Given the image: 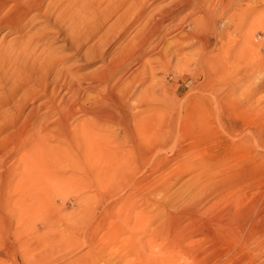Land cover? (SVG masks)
Returning a JSON list of instances; mask_svg holds the SVG:
<instances>
[{
  "label": "rangeland",
  "instance_id": "1",
  "mask_svg": "<svg viewBox=\"0 0 264 264\" xmlns=\"http://www.w3.org/2000/svg\"><path fill=\"white\" fill-rule=\"evenodd\" d=\"M40 1L42 6L37 10L31 9L35 0H20V2L18 0H0V41L4 39L6 42L14 41L20 45L21 41H25L30 35L26 42L29 41L28 44H31V48L33 45V48L38 45L37 48L42 49L52 44L49 48L56 57L60 56V60H63V56L68 58L64 57V61L61 62V60L59 66L65 68L69 66L68 69L71 67L72 73L76 72L75 75H78L82 80H79V84L81 83L80 101L87 106L90 112L93 111L92 114L97 115L98 113L99 116L98 122L94 120L95 118L86 119L81 112L77 113V118L81 119L82 117L81 123L87 122V120V125L90 123L91 129L88 127V131L91 142L97 141L96 135L101 133L98 136L102 138L103 148L100 151L101 154L98 153L97 160L90 161L91 168L88 178L72 168H68L64 173L66 177H71L73 170L75 171L74 177L72 176L73 178L69 181V187L61 186L62 189L55 194L53 200L57 205L53 206L54 219H49V216L46 215L45 212L50 204L44 201L38 205L33 214L34 222L37 225L36 229L29 230L28 227L22 226L23 231L20 233L24 234L23 237L27 236L26 238L30 236L28 240L32 244L28 250L25 246L16 244L18 236L14 233L19 227V223L9 217L8 223L0 220V264H35L39 255L50 253L51 249H54V242L57 238L58 241H62L65 238H71V236L78 237L79 235L75 231L63 229L62 224L57 225L55 219L60 215L63 216V224L69 225L73 220V225H79L80 222H87V220L94 224L103 221L100 224L102 232L110 229L109 223L112 221L117 223L114 229L135 228L133 229L137 233L135 240L149 236V239L152 240L151 246L153 248L156 246L154 249L162 251L161 253L166 251L165 247L170 243V230L180 226L183 231L193 230L194 227V231H196L206 224L209 227L208 235L192 236L184 242L186 246L188 244L189 252L193 253L194 251L193 254L200 259L194 260V257L189 254H187L188 256L182 255V258L184 257L183 264L190 262L221 264L222 259L233 254H237V259L241 258L243 255L238 250L241 249L243 238L250 233L264 231V23L261 25L256 22L259 16L264 18V0L261 2L259 0L246 1L255 10L250 13V21H247L245 29H242L244 31H241L245 35L249 34L250 37L249 43L244 44L249 48L245 62H230L232 64L225 69L215 71L216 73L213 72L208 77L200 72L197 73L194 64H192L195 63V55L192 56L195 51L192 49L193 46L187 45V49L184 44H180L185 49L181 51V56L189 58L190 65H184L180 61V57L176 58L172 55L173 53L170 54L176 50L177 38L182 36L181 29L167 35L166 40L163 39V42L158 44V49L150 48L152 43L146 42L143 47L137 44L135 35L140 24L142 25L146 20L150 9L146 10L143 18L134 22L128 31H125L126 33L124 32L121 34L122 36L120 35L121 37L119 36L107 44L108 47L106 45L103 48L104 56L93 60L86 58L84 49L89 48L97 38L90 41V44L89 42L84 43L81 49L76 51L75 47L67 41L65 30L60 33L56 32L58 28L53 24L54 22H51L54 21V12L47 15L48 19L43 16L45 9H48L47 5L53 0H49L50 2L48 0ZM149 2L153 5L158 3L157 5L160 6H170L176 0H149ZM238 8L235 9L238 11ZM42 9L44 14L41 13ZM235 9L233 10L235 11ZM233 10L229 14L236 12H232ZM183 15L184 12H179L177 19L180 20ZM50 16L52 19H49ZM254 21L255 23H253ZM45 26H50L47 28L49 30L46 31ZM248 26L253 29L248 30L250 29ZM41 28L43 29L40 30ZM183 28L185 31H189L191 27L183 24ZM37 32H41L39 36L43 33L42 37L40 36L41 39ZM241 32L233 33L236 37L232 35L233 40H237L240 44L244 37ZM37 37L38 40L35 39ZM175 38L177 41L174 40ZM171 42L174 45L169 46ZM43 44L45 46H42ZM131 45L133 46L130 47ZM162 45L168 46L169 52ZM141 50L143 53L147 51L144 59L139 57ZM162 50L168 52V55L170 54L168 60L165 58L166 63L171 62H169L170 67L166 66V69L161 68L156 62L158 54L163 53ZM28 51L31 53L36 50ZM31 58L32 56L26 58V62H29L26 64L27 68L29 67L28 71H31L32 68L33 58L32 60ZM149 59L156 68L153 75L150 73L149 67L145 69L142 67L143 63ZM17 63L24 64V61L19 59ZM123 66L128 69L122 68ZM109 67L110 70H115L108 82L110 86L105 78L107 73L105 69H109ZM144 78L146 79L144 80ZM51 80L52 75L49 76V82ZM76 85L78 84L76 83ZM52 86L53 84H51ZM112 91H116L114 97L110 94ZM63 93L64 91L58 94L68 98L69 95ZM144 96L146 101L143 100ZM165 96L168 97L166 102H164ZM148 100L154 101L149 102ZM40 102L37 101L38 104ZM152 105L155 106L154 110ZM149 106L151 107L147 110ZM156 107L158 108L156 109ZM162 109L164 114L161 116ZM158 116L160 117L159 125L162 124L161 127H166L169 134V137L162 142V135L155 133L156 130L154 131V128H158V125H155ZM57 117L54 115L53 120H56ZM100 120L101 122H99ZM148 120L149 123L144 122ZM144 123L151 125L146 126ZM143 126L146 127L145 130ZM135 129L137 132L132 137L130 131ZM138 129L142 132H138ZM146 129L152 131L149 132ZM56 142H52V145L61 146L59 144L61 142ZM90 153L91 156L95 155L93 152ZM85 180L86 182H82ZM65 188H68L67 194L59 195L64 194L62 192ZM227 189L229 190L226 192ZM239 199L242 204L237 203ZM57 206L63 210L55 212L56 208L54 207ZM197 206L199 211L196 209ZM229 207H233L231 217H226V219L220 217ZM78 208L83 211H77ZM85 209H87L86 212ZM181 213L185 216H182ZM187 214H191L190 218ZM218 215L223 219V222L228 223V225L223 224L224 227L219 225L220 232L215 231L217 226L213 222V219ZM229 219H231L230 222H228ZM126 220L132 222L130 227ZM122 239L123 237L120 238V240ZM263 244L255 247L254 251L252 250L245 260L238 261V264H264ZM89 249L88 246H81L77 252L70 255L71 257L60 260L55 258L58 256L56 252L52 257L56 261L51 264H70L76 256L84 254ZM111 249L112 247L109 251ZM129 249L130 247L125 246L120 249L115 248V250L113 248L112 251L118 250V256H123ZM109 251L106 259L110 257ZM177 251V248L170 249V252L176 255L179 263L182 258L179 257ZM256 252L258 253L256 254ZM131 258H135V256ZM38 264L44 263L39 262Z\"/></svg>",
  "mask_w": 264,
  "mask_h": 264
},
{
  "label": "bare ground",
  "instance_id": "2",
  "mask_svg": "<svg viewBox=\"0 0 264 264\" xmlns=\"http://www.w3.org/2000/svg\"><path fill=\"white\" fill-rule=\"evenodd\" d=\"M18 1L20 2V0ZM246 1L248 0H178V1L176 0L175 2L176 4L175 3L173 4L174 6L173 5L160 6L157 5L158 3L156 4L157 5L156 6L150 3L149 0H53L51 2L52 4L50 3L49 5H47L48 7L46 6L48 9L47 10L45 9V15L43 16L47 17L48 19L49 16L47 15L50 13L53 14L54 12V16L51 15L54 17V21L51 20L50 21L52 23L54 22L53 24H55V26L58 28L57 29L58 31L56 32L60 33L62 32V30H65L67 34L66 35L67 41H69L70 44L73 47H75L74 49H76V51L78 49H81L84 43L89 42L90 44V41L94 40V38H97V40L95 39V41L89 48L84 49L85 50L84 54L86 55V58L94 60V58L102 57V55L104 54L103 48L111 41H114L116 38H119V36L123 34L126 30L128 31L130 26L134 22L138 20L140 21V19L143 18L144 16L143 15L144 12L150 9L149 12L151 14L149 12H148L149 14L147 13L146 20L142 23V25L140 24V26L138 27L139 30L137 31V34L135 33L136 34L135 37H137V44L143 47L145 46L146 42L152 43L151 44L152 47H150L151 45L149 47L150 48L156 47V49H158L157 47L158 44L160 45L163 42V39L166 40L165 37L167 35H170V33L178 29H181L182 36L180 35L181 37L177 38L178 41L176 40V38L174 39L177 41V43L173 41L176 43V48H175L176 50L174 52H171L170 54L173 53L172 55L175 56L176 58L180 57V61H182L184 65H188V64L190 65L189 58L185 56L184 57L181 56L182 55L181 51L184 48L183 46H180V44L181 45L184 44L185 47H187V49H188L187 45L193 46L192 49H194L195 51L193 52L194 54L191 55L192 56L195 55V60H194L195 63L192 64H194V68L197 73L200 72L204 74V76L208 77L211 74H213V72L215 71L217 72L225 69L228 65L232 64L230 62L233 63H235L236 61L243 62L246 59V56L248 55L249 48L246 45L244 46V44L246 42L249 43L250 37L249 34L245 35L241 31H244L242 29H245L244 28L245 24L247 23L248 20L250 21L249 15L253 10H255V8L250 7L246 3ZM259 1L261 2L263 0H259ZM41 6H42V2L40 0L38 1L35 0V3H32L31 9L33 8L39 10L41 9ZM235 8H238V11ZM233 9H235L236 12ZM231 10H233L232 12L235 13L229 14ZM41 11H42L41 13L44 12L43 9ZM181 11L184 12V15L181 19L179 18L180 20H178L177 15ZM51 16L49 19H52ZM37 17H41V16H37ZM168 20H171V22H168ZM263 20H264L263 16L261 17L259 16L256 22L263 25L262 24L264 23ZM253 23H255V21ZM183 24H187L188 26H190L191 27L189 28L190 30L185 31L183 28ZM48 27L45 28L46 31L49 30L47 29ZM249 27L250 26H248V28ZM43 28H41L40 30H42ZM251 29L253 28L250 27V29L248 30ZM240 32L244 34L243 41L241 44L240 42H237V40L235 41L232 38L233 37L232 35ZM40 33L41 32L38 33V37L41 39L42 37L41 35L45 32L43 31V33L40 35L41 37L39 36ZM29 36L28 38L25 39V41L22 40L20 45H18L17 42L14 41L6 42V40L4 39L0 41V220L9 222L8 220L9 217L11 220H15L19 223V227L16 228V231L14 233L16 234V236H18L16 244L21 246L23 245V247L25 246L27 250L28 247H30V245L32 244L31 241L28 240L30 236L26 238L27 236L23 237L24 234L20 233L23 231L21 229L22 226L28 227L27 229L29 230H31L32 228L36 229L37 225L34 222L35 219L33 214L36 212L38 205H40L44 201H47L50 204V207L48 208L47 212H45L46 215L49 216L48 217L49 219L51 218L54 219L55 214H54L53 206L57 205L54 204L55 201L53 200L55 194H57L59 190L62 189L61 186L69 187V181H71V178L74 177L73 174H75L74 173L75 171L73 170V173L70 175L71 177L68 176L66 177L64 173L67 171L68 168H72L78 170L81 174H83V176H86L88 178L89 169L91 168L90 161L93 162L92 161L93 159L97 160V156L101 154L100 151L103 148L101 145L102 138L98 136L101 133L96 135L97 141L91 142L90 140L91 137L88 131V127L90 123L87 125L88 120L87 122L81 123L80 120L82 119V117L81 119L77 118L78 112H81V114H83V116L86 119L95 118L94 120L98 122V118H99L97 112H96L97 115L92 114L93 111L90 112L87 106L80 101L81 83L79 84V82L82 80H80V77L78 75H75L76 72L74 74L70 71L72 69L71 67L70 69H68L69 66L68 68L67 66L66 68L59 66V62L62 59L60 60V56L59 58L56 57L54 53L51 51L49 46L52 44L43 47L42 49H38L37 44H36L37 47L33 48L34 46L33 45L31 48L30 46L31 44L30 45L28 44L29 41L26 42L29 39ZM234 36L236 37V35ZM38 37L35 39L38 40ZM129 42L128 44H130ZM173 42H171L169 46L174 45ZM132 43L134 44L135 42ZM42 46L45 45L43 44ZM132 46L133 45H131L130 47ZM163 46L164 45H162V47ZM106 47H108V45ZM164 47L167 48L168 46L167 47L164 46ZM28 50L30 51L36 50V51L34 52L31 51V53H29ZM166 50L168 51V48ZM144 52L145 53H143V50L139 52L140 55L139 57H141L142 59L145 58V54L147 51ZM168 52L163 51V53L161 52L160 54L157 53L158 56L156 58L157 59L156 62H158V65L161 68H165L166 66L170 67L169 64L171 62L168 61L167 62L168 65H167L165 61V58L166 59L169 58L168 56L170 54L168 55ZM70 55L69 57H72ZM30 56H32L33 58V60L31 58L32 68L31 71H28L29 67L27 68L28 65L26 66V64H29V62L28 61L26 62V58ZM64 57L65 56L62 57L63 60L61 62L64 61ZM19 59H22V61H24V64H18L17 62ZM129 65L126 66L129 67ZM125 67L123 66L122 68ZM142 67H144V69L149 67V71L152 75L156 69L153 63L150 62V59L147 60L145 63H143ZM105 71L107 72L105 78L107 84H109L108 82L109 80H111V76H113L115 70H110L109 67V69L106 68ZM50 75H52V80L49 82ZM145 79L146 78H144V80ZM61 81L62 84H60ZM83 81L85 82L86 80ZM140 81L138 82L140 83ZM76 83L78 85H76ZM51 84H53L52 87ZM152 90L155 91V89L153 88ZM63 91L65 94L69 95L68 98L66 97L67 99L65 97L59 96L58 93ZM115 92L112 91V93H110L112 97L115 96ZM155 92L154 94H156ZM150 97L149 99H151ZM164 98H165L164 102H166V100H168V97L165 96ZM145 99L146 98L144 96L143 100ZM37 101H41V102L38 104ZM152 106L154 110L155 106L154 105ZM150 107L151 106H149L147 110H149ZM157 108L158 107H156V109ZM155 111H153L154 114ZM163 114H164V110L162 109L161 116ZM54 115L55 117L58 116L56 120H53ZM159 116L157 117V122L155 120V122L157 123L155 125H158L157 126L158 128H154V131L156 130L155 133L162 135L161 138L162 139L161 142H162L167 137H169V134H168V130L165 129L166 127L163 128L161 127L162 124L159 125L158 122L160 118ZM179 117L180 115L178 116V119ZM99 122H101V120ZM144 122L149 123V120ZM150 125L151 124L146 126H150ZM144 128L146 127L143 126V129ZM150 131L152 130L150 129ZM130 132L133 137L137 132V129ZM138 132H142V131H139L138 129ZM55 141H57L58 143L61 142L59 143L61 146H53L52 142ZM90 152H93V154H95L93 155L94 157L91 156ZM82 182H86V180ZM232 186L234 187V185ZM73 190H75V188H73ZM228 190L229 189H227L226 192ZM67 192H68V188H65L64 191L62 192L64 194H59V195H65L67 194ZM83 199L85 198L83 197ZM231 202L232 204H234L233 201ZM237 203H241V199L237 200ZM54 208H56L55 212H61V210H63V209L60 210L59 206ZM232 208L229 207L225 210V212L222 211L224 213L220 215V217H223L225 219L226 217L230 218L232 213ZM196 209H198V206L196 207ZM86 210L87 209H85V212ZM77 211L81 212L83 211V209L78 208ZM183 215L185 216V214H182V216ZM187 215L190 218L191 214H187ZM62 217L63 216L60 215L59 218L55 219L57 225L62 224L64 226L63 229L66 228L68 230H73L80 237L71 236V238H65L62 241L61 240L58 241L57 238V240L54 242V246H53L54 249H51L50 253L47 252L43 255H39V258L36 259L37 261L35 262V264H38L39 262H43L44 264H51L56 261L55 258H58L59 260L63 258L66 259V257L69 258L72 256V254L77 252L81 246L82 247L88 246L90 249L84 254L76 256V258L72 260L74 263L71 262L70 264H101V263L102 264H111V263L112 264H183L184 257L182 258V255L189 254L192 257H194V260L198 259V257L195 254H193L194 251L193 253L192 251L189 252L190 248L187 247L188 244L187 246L184 244L186 239L201 234L205 236L208 235L209 233L208 232L209 227H207L206 224H204L201 228H198L199 230L196 231H194L195 227L193 228V230L186 229L184 231L183 229L180 228V226L175 227L173 230H170L171 238L169 239L170 242L169 245L165 247L166 251L164 253H161L162 251L159 252L158 250L154 249L156 246H154V248L151 246L152 240L149 239V236H147V238H141L140 240H135L137 235V233L134 232L135 230H133L135 228L133 229L127 228L126 230L114 229L115 226L117 225L116 221L110 222L109 223L110 229L102 232L100 224L103 221H100L99 224L98 223L94 224L93 222H89L87 220V222L85 221L80 222L79 225L77 224L78 222L76 223L77 225H73L74 224L73 223L74 220H73L72 223L70 222L71 225H69V224H63L64 219L62 220ZM220 217L218 215L217 218L213 219L214 225L217 226L218 228V229L216 228L215 230L216 232L221 231L219 225H223V224L228 225V223L223 222V219H221ZM128 220H126L127 225L128 227H130V224H132V222L130 223V221ZM130 220L133 221L132 219ZM230 220L231 219H229L228 222H230ZM224 226L225 225H223V227ZM263 232L250 233L246 235L242 240V246L240 247L241 249L239 248L240 250H238L236 248L238 251H240L239 253H241V255L243 256L237 259V254L232 253L233 255H229L226 257V259H222L221 264H238V261L240 260L243 261V259L245 260V258L248 257L247 255L255 247L261 246L263 244V239H264ZM121 237H123L122 240H120ZM125 246L130 247V249L128 250L127 253L125 252L123 256H118L117 254L118 250L115 252L112 251L113 248L115 250V248L120 249ZM111 247L112 249L109 251ZM175 248L178 249L177 253H179V257L182 258V261H180L179 263L177 261L176 255L170 252V249H175ZM108 251L110 252L109 254L110 257L109 259H106ZM56 252L58 256L52 258L56 254ZM257 253L258 252H256V254ZM132 256H135V258H131ZM113 261L115 262L113 263ZM189 264H195V263L190 262Z\"/></svg>",
  "mask_w": 264,
  "mask_h": 264
}]
</instances>
